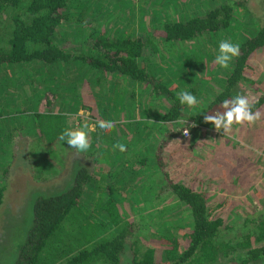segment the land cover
<instances>
[{
	"label": "rangeland",
	"instance_id": "rangeland-1",
	"mask_svg": "<svg viewBox=\"0 0 264 264\" xmlns=\"http://www.w3.org/2000/svg\"><path fill=\"white\" fill-rule=\"evenodd\" d=\"M222 3L231 7L232 20L228 28L219 33L215 32L213 35L206 33L195 40L179 41L172 44H167V41L158 33L164 23L182 21L191 14L201 15L210 6ZM69 4L70 12L77 11L80 20L77 21L76 14H70L69 22H64V24H77L81 27L75 35H65L63 37L65 44L62 46L78 44L74 36L82 39L85 33L80 34V32H85L86 29L89 30L87 34L91 37L99 36V32L111 39L118 36L136 37L135 39L139 40L142 45L143 56L155 59L152 61L156 62L154 63L156 67H153L159 70L158 78L163 80L165 86L173 85L175 90H182L185 86V89L193 88L191 93L197 97L199 103L196 106L200 108L205 106L208 99L214 98L221 88L212 90L218 84L214 78H211L213 73V76H218V73L221 74L223 70L222 68L218 69V64L216 66L214 63L218 54L219 42L228 40L233 44L239 43L240 40L252 33L256 23L255 18L264 25V0H76ZM5 36L4 31L0 33V42ZM61 37L62 34H59L55 40H59ZM87 41L90 42V40ZM152 46L155 47V50ZM169 49L174 53L171 54ZM175 60H177V64L173 65ZM83 64L88 67L92 66L90 63ZM246 65V80L240 83L243 89L240 88V85L239 89L241 94L248 96L251 101L259 95H264V45L249 54ZM70 69L75 72V68L70 66L64 67L63 71L59 73L58 68H53V66L46 68L41 64H0V90H5L0 93V110L3 108L4 111L0 118L5 119L6 124L10 126L15 125L13 129L15 140L23 143L25 141L32 142V145L37 144L42 147L41 150L35 149L33 146L26 150V155L22 152L24 145L16 150L15 159L7 171L9 173L8 180H0V187L5 188L8 194L10 192L7 189H12L15 194L17 193L16 187H10L15 182L14 185L22 189L21 194L26 190L36 191L37 197L57 195L69 187L74 173L83 166L91 171V177L84 185L82 197L79 199V213L76 210L73 213L70 212L69 218L72 216V220L75 221L79 217L92 221L105 219L104 212L99 208L105 198L103 185L106 183L104 181L108 179L98 174L103 170L102 166H94L96 162L103 164L106 161L102 151L98 152V148L105 146L111 153L109 157L114 158L115 161L119 158L131 159L135 163L139 158L143 160L136 171L135 185L137 187L133 189V192L121 194L120 190L112 189V193H110L111 199L119 204L120 211L125 215L126 221L133 226L134 238L138 241V246L141 249L153 247L154 253L159 254V248L170 241L165 240L164 233L166 231L170 234V238H174L178 250L186 245L189 227L187 208L176 200L167 189V179L183 181L203 194L207 212L210 216L219 217L222 221L219 237L224 241L233 242L234 237L250 233L249 230L252 229L250 220H254L255 224V221L264 217V139L257 147L244 148L237 140L239 133L237 129L241 125H233L227 135H224L222 131L218 132V142H221L222 139L225 144L229 145L225 147L228 149L227 154L235 155L240 151L243 153L237 157L239 165L232 166L234 169L240 166L238 173L226 174L224 175L225 179L232 177L239 178L240 181L251 179V181L242 182L244 185L237 188L236 191L225 193L218 190L214 182L209 181L211 171L215 169L213 166H201L205 168V172L201 171L200 173V166L196 170L189 169L193 166L191 165L193 162L203 161V157L207 155L211 146V142L204 139V131L207 129L201 127L193 130L188 129L193 131L190 137L192 141L188 142L187 137L181 139L189 144L187 147L183 144L184 141L179 142L180 138L176 133L172 136L174 139L170 137L167 140L168 132H177L184 127L176 123L177 118L166 124L158 120V115L167 104L164 97L155 96L152 98L150 92L144 90L142 86L141 88L134 86L128 90V81L131 80L128 79L120 85L119 77L106 72L104 73L107 76L116 77L112 86L109 81L106 86L107 93L115 95L114 98L112 100L102 98L98 103L101 107L100 111L96 107L97 111L95 112L93 108H89L85 109L87 113L78 109L77 114H72L70 111H76L79 103V93L76 92L75 85L84 82V77L76 78L77 74L72 73L75 78L68 79L69 86H74V92L77 93V96L71 98L69 94L72 95V91H66V77L69 76L67 70ZM86 73L89 80L90 73L88 71ZM36 77L38 80L34 79ZM14 80L18 86L15 85ZM48 83L51 85L53 98L44 90L39 89V87L46 89ZM102 87H105L104 81H102ZM6 89L10 93H6ZM82 93L81 91L80 95ZM129 95L131 101H128ZM39 97L42 104L36 106ZM9 99L11 101L6 104L5 100ZM48 103H50L49 106ZM90 103L92 104L91 101ZM86 105L90 106L88 101H86ZM196 106L190 108L185 105L178 118L189 122L190 114L188 113L195 112ZM47 107L49 110H46ZM187 108H189L188 111H186ZM215 111L218 110L214 108L208 112L212 114ZM34 112L39 115L58 114L64 129L75 128L86 121L94 123L101 119L122 123L124 128L120 127L122 124L117 125L115 126L116 132L127 131L129 133L122 135L123 140H121L116 137L117 133L113 131L114 127L102 130V134L98 137H92V131H90V148L86 152L77 153L75 149L68 148L64 142L60 144L59 139L47 143L43 139L36 142V136L34 139L30 138L32 134L35 135L32 118ZM129 118L135 121H129ZM132 122L133 124L139 122V126L131 124ZM165 125L171 127L169 131ZM144 126L148 131L142 130L141 132L140 127L143 129ZM20 128L26 133L23 138L17 133ZM135 128H138L139 131ZM210 128L216 131L213 125H210ZM198 133L199 138L194 139ZM94 141L98 142L96 148L93 145ZM118 142L126 145L125 152H120L119 149L114 150L113 145ZM161 142H163L162 145H160ZM46 145L53 147L45 151ZM208 161L214 162L212 159H205L206 163H209ZM176 162L187 169L188 172L185 173V176L175 171V168L178 167ZM32 165H36L38 170H34ZM217 168L222 173L223 168L219 165ZM127 170L131 169L120 162L119 171L116 173L117 181L122 182V179H126ZM245 171H250V176ZM197 173L200 177L198 178L199 183L190 182L192 179L189 178L197 176ZM130 176L132 177V175L127 177ZM94 179L97 181L93 183ZM113 184L118 186L119 182ZM259 191H262L263 194L258 196ZM32 199L29 198V201L26 202L25 197L22 196L13 198L7 196V201L2 208L11 203L15 215L6 220L11 223L10 229L0 228V236L12 237L15 243L23 241L30 229L27 228L32 222ZM13 202L16 204L13 205ZM71 225H73L71 219L65 221L54 238L62 237L67 226ZM261 243H264V239L257 242V244ZM4 247V250L0 251V264H10L14 245L7 243ZM127 253L121 257V264H126ZM243 253L239 250L229 258L221 259L218 264H240L239 261ZM255 264H264V259L256 261Z\"/></svg>",
	"mask_w": 264,
	"mask_h": 264
},
{
	"label": "trees",
	"instance_id": "trees-1",
	"mask_svg": "<svg viewBox=\"0 0 264 264\" xmlns=\"http://www.w3.org/2000/svg\"><path fill=\"white\" fill-rule=\"evenodd\" d=\"M70 1L0 0V33L3 31L6 33L0 42V64L38 62L53 64L70 57L85 61L86 56L68 54L57 45L58 41H55V37L60 34L54 32L55 28L58 25L60 27L67 25L66 28L68 25H73L64 24V22H69L70 14L77 16V11L70 12L68 8L69 3H74L76 0ZM231 20V7L222 3L210 6L201 15L191 14L182 21L164 23L158 33L167 41V44L191 41L206 33L213 35L215 32L219 33L227 29ZM255 20L252 33L237 43L240 46V54L229 63L230 70L227 72L229 66L227 69L223 68L227 77L220 91L203 108L196 106L189 122L183 127L193 130L210 126L211 124L203 122L204 115L211 114L208 112L209 109L217 106L221 110L220 104L224 99L241 94L239 85L246 80L247 58L255 49L264 45V25L260 24L256 18ZM74 26L77 27V24ZM68 33L72 35L76 31H68ZM65 35H67L66 32ZM95 44L102 48L101 52L96 53V57L89 59V63L95 70L116 74L119 76L120 85L129 79L134 86L138 88L142 86L144 90L149 91L152 98L163 96L167 104L165 110L158 115L159 121L170 122L180 116L185 106L181 105L177 99V93L180 91L175 90L172 85L166 87L161 78H156V72L159 71L154 68L156 65L144 61L146 58L147 60H154V58L141 56L142 45L139 40L135 38L125 40L120 37L112 40L100 35ZM152 48L155 50L154 46ZM169 52L174 53L171 49ZM148 64L149 67H147ZM50 86L48 83L47 88ZM69 89H72L71 86ZM192 89L182 90L192 92ZM46 94L54 97L51 93ZM250 104L253 112L259 111L260 119L253 124V130L251 128L245 135L238 134L241 136L239 137L241 141L246 137L247 140L244 139L243 142L250 147H257L264 139V95L257 96ZM81 106L89 109L83 103ZM46 110L49 108L47 107ZM32 118L35 135L32 134L31 138L34 139L36 136V142L43 139L47 143H52L59 139L64 127L59 121L58 114L39 115L34 112ZM193 124L196 127H191ZM133 125L139 126V122H134ZM181 130L168 132L166 139L169 140ZM183 144L186 147L189 146L188 143ZM220 149L221 151L218 150L217 155L211 158L214 162L206 163L203 159L200 162H193L191 164L193 166L189 169L196 170L200 166V173L205 172V168L201 166H213L215 169L211 171L209 181L214 182L218 190L232 193L237 188H241L245 181H251V179L242 181L236 177L225 179L226 174L238 173L240 166L235 169L232 166L239 165L237 157L243 153L240 151L232 155L227 154V148ZM176 164L179 168L176 167L175 171L185 176L187 169L179 162ZM217 165L223 168L222 173ZM90 172L83 166L79 167L73 175L71 184L63 192L53 196L35 198L31 210V227L17 250L13 264H121L120 259L127 251L126 264H218L221 259L229 258L239 250L244 252L239 261L240 264H255L256 261L264 259V243L257 244L264 239V217L255 221V224L254 220H250L252 226L250 233L234 237L233 242L224 241L219 237L221 219L210 216L203 194L183 181L167 179L166 182L167 189L187 208L188 212L187 242L180 250L176 248L174 238H170L167 231L164 237L166 241H170L159 248V254L154 253L153 247L141 249L134 238L133 226L126 221L119 204L111 199L110 192L104 193L105 198L99 208L104 212L105 219L92 221L79 217L77 221L72 220V216L69 218L70 212L73 213L76 210L79 213V199L82 197L84 185L91 177ZM245 172L250 176V171ZM199 173L189 178L192 179L190 182H198ZM260 194L263 192L257 193L258 196ZM69 219L73 225L67 226L62 237L54 238L58 229Z\"/></svg>",
	"mask_w": 264,
	"mask_h": 264
},
{
	"label": "crops",
	"instance_id": "crops-1",
	"mask_svg": "<svg viewBox=\"0 0 264 264\" xmlns=\"http://www.w3.org/2000/svg\"><path fill=\"white\" fill-rule=\"evenodd\" d=\"M77 20L79 21L80 19L77 18ZM74 25H76V24H73L71 26L68 25L67 28H66L67 25L66 26H61V27L58 25L55 28L54 32L55 33L58 32V33L62 34V37H61V39L55 40V41L56 42L58 41L57 45L61 46L63 48V50L66 53H68V54H78V56H80V55L86 56L85 61L84 60H80V59H73L72 57H70L69 59H67L65 61H57L56 63H53V64H44V63H40V62L31 63V64H36V65L37 64H41L43 66H46V68H48V66H53V68H56V69L58 68L59 69V73H61L63 71V68L66 67V66H70L72 68H75V72H73L72 69L67 70V74H69V76L66 77V87H67L66 91H68V90L72 91V95L69 94V96L71 98H73V97L77 96V93H79V98H78L79 103H78V106H77L78 108H77L76 111L72 110L70 112L72 114H77L78 109H81V110L85 111V108H82L81 103L85 104V106H86V101H88V104L90 105L88 107L90 109L93 108L94 112L97 111V108L100 111L101 107L98 105V103L101 101V99L105 98L107 100H112L114 98V96H115L113 94L110 95L109 93H107V87L106 86L108 85V81H109L110 86H112L114 84V81H115L116 77H119V76H117L116 74H111V75H115L116 77H109L104 72H101L99 69L95 70V68L93 66L88 67V66L84 65L83 63H89V59L90 58L96 57L97 56L96 53L101 52L102 48H99L97 46V44H95L96 39L98 37H100V35L101 36H105V37H107V36L102 34L101 32H99L100 33L99 36L93 35L94 37H91V35L87 34L89 30L86 29L85 32H80V34L85 33L84 37L82 39L77 38L76 36H74V38L76 39L78 44H71V45H67L66 44L65 46H62V45L65 44V41H63L64 33L66 32L67 35H68L69 34L68 31H74V32L76 31L77 32L79 27H81V26H78V25L76 27ZM118 37H120L122 39H125V40L126 39L132 40V39L136 38V37H122V36H118ZM57 38L58 37H55V39H57ZM114 38L116 39L117 37H114ZM53 40H54V38H53ZM87 40H90V42H88ZM112 40H114V39H112ZM141 56H143V52H141ZM148 59H150V58H148ZM145 61L147 63H149V64H150V62L151 63H156L155 61H152V59L145 60ZM149 64H148L147 67H149ZM176 64H177V60H175L173 65H176ZM166 65H168V62H166ZM147 67H146V70L148 69ZM230 67L231 66H229V68L227 69V72H228V70H230ZM217 68L219 69L221 67L218 66ZM87 71H88V73H90L89 80L87 78L88 77L87 73H86ZM152 72L155 73V71H153V70H152ZM72 73H76L77 74L76 78L84 77V82H82L80 84L76 82L77 84L75 86H76V92L77 93L74 92V89H75L74 86H71L72 89H69L68 79L69 78H75V77H73ZM213 74H212L211 78H214L217 81L218 86L214 87L212 90H216L219 87H222L224 85L227 75L225 74V72H223V70H222L221 74L218 73V76L217 75L213 76ZM158 77H159V75H158V71H157L156 72V78H158ZM34 79H37V77L34 78ZM102 81L105 82V87H102ZM13 82L15 83L16 86H18V84L16 83V80H14ZM132 87L134 88V84L131 81H128V90H130ZM135 87H137V86H135ZM139 88H141V87H139ZM185 88H186V86H185ZM240 88H242L241 85H240ZM39 89L40 90H44V92H47V93H53L50 88H46L45 89V87L44 88L39 87ZM81 91L83 93L80 95ZM177 91H181V90L177 89ZM2 92H5V90L1 89L0 93H2ZM6 93H10V91H8L6 89ZM126 95H127V93H126ZM124 98H125V95H124ZM9 101H11V99L5 100L6 104ZM90 101L92 102V104L90 103ZM128 101H131L130 95L128 97ZM209 101H211V98L208 99V101L206 103H208ZM252 101H253V99L250 102H252ZM40 104H42V100H40V97H39V101L36 102V106L40 105ZM49 105H50V103H48V106ZM214 108L219 110V107H217V106L211 107V109H209V110H213ZM188 109L189 108H187L186 111H188ZM164 110H165V108H162L161 113ZM3 112L4 111H3V108H2L0 110V116H3ZM188 114H190L189 118H191L192 117V113L189 112ZM129 121H135V120L132 119V118H129ZM160 122H162V121H160ZM163 123L166 124L168 122H163ZM121 124H118L117 122H115L114 128H115V126L121 125ZM66 125H70V124H66ZM123 126L124 125L122 124L120 127L124 128ZM165 126L167 127V129L169 131V129L171 127H169L168 125H165ZM14 127H15V125L10 126L9 124H6L5 119L0 118V175H1L0 180H2V181L8 180V174L9 173L7 171H9V167L12 165V162L15 159L16 150L21 148L22 145H24V150H22V152H24L25 155H26V150H29L33 146H34L35 149H41L42 150V147L38 146L37 144L36 145L35 144L32 145L33 144L32 142L28 143V142L25 141L23 143V142H21L19 140H15L14 132H13L14 131L13 130ZM141 127H143V126L141 125ZM141 127H140L141 132H142V130L148 131L145 128V126H144L143 129ZM201 128L207 129L206 131H204V136H205L204 139H208L211 142V146H210L209 150L207 151V155L205 157H203V159H211L213 156L217 155V151L218 150L221 151L220 148H225V145L227 146V143L225 144L222 139H221V142H218V137H219V135H217L218 132L214 131L212 128H210V126L201 127ZM251 128L253 130V125H248L247 123H245V124L239 126V128L237 130H239V134L245 135ZM135 129L137 131H139L138 128H135ZM113 131H115V133H117L116 137L121 138V140H123L122 139V135H126V133L127 134L129 133L127 131H122V132L118 131V132H116V128ZM17 133L22 138L26 134L24 131H21L20 129L17 130ZM91 133H92V137L93 136L94 137H98V136H100V134H102V129L96 128ZM192 133H193V131H190V135H189V137H187L188 142H189V140L192 141V139H190V137L192 136ZM239 134H238L237 140L240 142L241 146L244 147V148L250 147L247 143L243 142L244 139H246V137H244L243 141H241L240 138H239L241 136ZM176 135L179 136V138H180V139L177 138L179 140V142L184 141V140H181L184 137L181 136L180 131H179V134H176ZM197 138H199V133H198V135L196 137H194V139H197ZM172 139H174V138L172 137ZM61 142L62 141H60V144H61ZM194 142H196V140H194ZM233 142H235V141H233ZM185 143H187V142H185ZM64 144L66 145V142H64ZM97 144H98L97 141L93 142V145H94L95 148L97 147ZM52 147L53 146L46 145L45 149H49V148H52ZM99 151H102V153L104 154L103 157L106 159V161L103 164L99 163V162H96V164H94V166L95 165L97 167L102 166L103 170H101L98 174L103 176L105 179H108V180L104 181L106 183V184L103 185L104 193L105 194H107V192L112 193V189L120 190L121 194L123 192H133V189L135 187H137L135 185V183H136V180H135L136 171L139 169L140 165L143 163V160L139 158V159L136 160V163H135L131 159H126V158H122L121 159V158H119V159H117V161H115L114 158L109 157V155L111 153L108 152V148L107 147L103 146L102 148H98V152ZM120 162L124 166H126V167L131 169V170H127L126 171V173H125L126 174V179H122V182L121 181H117V179H116V173H118V171H119ZM32 166H33L34 170H38L36 165H32ZM136 166H137V168H136ZM26 172H29V171L26 170ZM27 175H28V173H27ZM129 175H132V177L131 176L127 177ZM95 181H97V180L94 179L93 183ZM114 182H119V185L118 186L114 185L113 184ZM14 184H15V182H13L10 187H13V188L16 187L15 188V190L17 192L16 194L14 193V191L12 189H7L10 192L8 194V192L5 190V188H3L1 186L0 214L1 213H4V214L0 215V228H8V229H10L11 228V223L6 221V220L9 217H11L12 215H15V210H14V207L11 205V203L6 205L4 208H2L5 205V202L7 201L6 200L7 196H9L10 198L22 196V197H25L26 202L29 201V198H33L32 202H31V208H32V203H33L34 199L37 198L36 191L30 192V191L24 190L22 192V194H21L22 189L17 188L18 186L14 185ZM106 185H108V187H106ZM15 204H16V202H13V205H15ZM1 209H4V210L1 211ZM31 220H32V214H31ZM30 227H31V225H30ZM30 227L28 226L27 229H29ZM7 243H10V244L14 245V247L12 248V254H11L12 262L10 263V264H13V262L15 260L14 255H16L17 250H18L19 246L21 245L22 241H19L18 243H15L14 238H12V237H6V236L2 237V236H0V251L4 250V248H5L4 246Z\"/></svg>",
	"mask_w": 264,
	"mask_h": 264
},
{
	"label": "clouds",
	"instance_id": "clouds-1",
	"mask_svg": "<svg viewBox=\"0 0 264 264\" xmlns=\"http://www.w3.org/2000/svg\"><path fill=\"white\" fill-rule=\"evenodd\" d=\"M240 54V46L233 44L228 40H221L218 44V54L215 57V63L221 68L227 69L229 62ZM177 99L181 105L188 107L196 106L199 101L197 97L189 91L181 90L177 93ZM220 109L212 114L204 115L203 122L214 126L217 132H223L227 135L233 128V125L255 124L260 119L259 111L253 112L249 98L246 95L236 94L231 98L224 99L220 104ZM151 122V121H149ZM163 123V122H161ZM176 123L186 125L187 120L177 118ZM114 121L97 120L94 123L84 122L75 128H65L59 135V140L66 142L68 148H73L77 153L86 152L90 148L89 132L96 128L107 130L114 127ZM191 127H196L195 124ZM184 136H189L188 127L183 129ZM235 139V137H233ZM114 150L119 149L120 152L127 150L126 145L117 143L113 145Z\"/></svg>",
	"mask_w": 264,
	"mask_h": 264
},
{
	"label": "built area",
	"instance_id": "built-area-1",
	"mask_svg": "<svg viewBox=\"0 0 264 264\" xmlns=\"http://www.w3.org/2000/svg\"><path fill=\"white\" fill-rule=\"evenodd\" d=\"M180 134H181L182 137H186V136H184V134H183V130H181ZM187 137H188V136H187Z\"/></svg>",
	"mask_w": 264,
	"mask_h": 264
}]
</instances>
